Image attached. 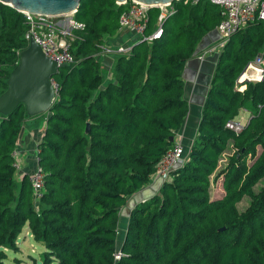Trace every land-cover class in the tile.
<instances>
[{
  "label": "trees",
  "instance_id": "16d2710c",
  "mask_svg": "<svg viewBox=\"0 0 264 264\" xmlns=\"http://www.w3.org/2000/svg\"><path fill=\"white\" fill-rule=\"evenodd\" d=\"M172 7L162 37L132 40L108 72L99 56L107 39L122 34L119 19L128 4L81 0L74 19L84 29L73 33L75 63L62 66L57 98L41 114L46 128L37 156L45 178L38 204L14 153L27 121L40 115L29 116L23 105L0 115V264L6 251H18L26 226L45 248L42 264H264V186L255 191L264 180V83L236 90L247 65L264 54L258 20L220 52L183 165L134 206L119 242L122 210L151 183L189 116L184 69L223 20L222 8L210 0H178ZM160 14L149 11L145 36ZM27 30L25 15L0 3V96L28 47ZM243 110L251 114L246 127L227 129ZM231 143L234 154L219 173ZM213 176L223 177L224 195L215 200ZM245 198L250 204L241 212Z\"/></svg>",
  "mask_w": 264,
  "mask_h": 264
},
{
  "label": "built area",
  "instance_id": "2783aa9c",
  "mask_svg": "<svg viewBox=\"0 0 264 264\" xmlns=\"http://www.w3.org/2000/svg\"><path fill=\"white\" fill-rule=\"evenodd\" d=\"M210 1L222 8L223 20L216 29L220 40L216 46L209 49V53L221 52L232 35L245 29L255 21L258 20L264 22V0ZM129 2L131 3L129 4ZM127 4V10L122 13L119 19L120 33L128 32L136 35V39H143L144 41L147 40L150 42L162 37L163 23L174 12L172 5L158 7L161 14L157 28L152 35L145 36L149 23V11L153 8L133 0H128L122 5ZM23 14L25 15L28 28L25 35L28 42L33 39L41 47L44 54L61 67L75 63V57L71 53L73 35L68 31L69 27L74 30H82L84 29V25L75 20H71L67 25L62 24V18L65 17V19H67L72 16L54 17L43 14ZM130 49L131 48L120 47L118 52H115L113 48L106 44V46L103 47V54H123L127 53ZM52 83L57 93L58 85L55 82V79H52ZM257 83H264V54L261 58L257 56L247 65L236 81V90L244 92L247 85ZM247 123L248 122H244L241 117L238 116L234 120L228 122L226 128L235 133H240L246 127ZM14 158L16 159L15 167L19 172L22 169V166L19 159L18 149L14 153ZM184 161L185 147L179 139H176L174 146L158 163L155 176L152 179L157 178L156 180L165 182L170 178L173 171L183 165ZM28 175L33 189L34 199L38 204L44 195L45 178L44 172L39 166L38 156L36 169ZM117 257L119 258L120 255Z\"/></svg>",
  "mask_w": 264,
  "mask_h": 264
},
{
  "label": "water",
  "instance_id": "95a60500",
  "mask_svg": "<svg viewBox=\"0 0 264 264\" xmlns=\"http://www.w3.org/2000/svg\"><path fill=\"white\" fill-rule=\"evenodd\" d=\"M128 0H116L122 5ZM151 8L172 5L178 0H133ZM21 13L43 14L54 17L73 16L78 12L81 0H0ZM263 53L259 54L261 58ZM55 61L49 59L41 47L31 39L28 47L20 53L19 64L7 81V90L0 96V115L8 116L21 105L29 116L46 114L52 108L57 93L52 79L61 70ZM91 124L87 125L89 134ZM174 142L175 137H170ZM222 228L220 231H224Z\"/></svg>",
  "mask_w": 264,
  "mask_h": 264
},
{
  "label": "crops",
  "instance_id": "0c3cea01",
  "mask_svg": "<svg viewBox=\"0 0 264 264\" xmlns=\"http://www.w3.org/2000/svg\"><path fill=\"white\" fill-rule=\"evenodd\" d=\"M74 16L63 20L62 24L67 25L71 20H75ZM117 38L107 39V45L111 43L109 40L113 41ZM218 42L219 35L217 32H213L206 36L200 43L194 57L187 63L184 69L183 78L185 80V99L189 103L190 111L183 129L182 131L177 133L176 139H179L182 142L185 149L191 148L197 134L201 112L206 100L208 89L211 85L213 75L215 73L216 65L220 54V52L217 54L209 53V49L216 46ZM115 45L118 46L117 41H115ZM99 58L103 62L106 70L110 72L114 63V56L101 54ZM242 112L247 113L251 118V114L248 111L243 110ZM45 128V115L38 116L27 121L18 144L19 159L22 166V169L18 173H20L21 176L32 173V171H30L24 163V156L27 155V153L33 147L38 149V146L43 138ZM156 179L157 178L152 179L151 183L147 187H145L138 194L133 196L134 205L138 204L139 202H144L150 199L152 196H154L160 191L163 182ZM217 192H219L217 196H219L220 198L224 195L222 185ZM132 209L129 210V214L125 213V216L129 217Z\"/></svg>",
  "mask_w": 264,
  "mask_h": 264
},
{
  "label": "rangeland",
  "instance_id": "374dc122",
  "mask_svg": "<svg viewBox=\"0 0 264 264\" xmlns=\"http://www.w3.org/2000/svg\"><path fill=\"white\" fill-rule=\"evenodd\" d=\"M64 19H65V17L62 18V20H64ZM74 31L75 30L73 28L69 27V31H68L69 33H71L73 35ZM135 36L136 35H133L131 33L124 32L117 39H114L115 41H117L118 46H116L117 44L115 45L114 40L113 41L109 40L111 43L108 45H110V47L113 48V50H115V52H118V49L120 47L130 48L132 40H136ZM72 39L74 41V39H75L74 36L72 37ZM217 53H219V52H215L213 54H217ZM112 55L115 56L116 54H112ZM239 116L241 117V119L244 122H248L250 119V116L247 113H244L242 111L239 114ZM234 151H235V148L233 147V143H231L228 150L222 156V159L220 161L219 168H218L219 173L222 170H224V168L226 167V165L228 163L229 158L234 154ZM261 151H262L261 148H259L258 154H260ZM37 152H38V149L33 147L27 153V155L24 156L25 157L24 163L26 164V167H28L29 170L32 172L36 169V166H37V164H36ZM252 163H253V161L250 160L249 164H252ZM218 172L215 175H218L219 174ZM212 179H213V185L211 188V194H212L211 198L213 200H215L216 198L219 197V196H217V194H219V192H217V191L220 189V187L222 185L223 177H220L219 179H215V176H213ZM263 186H264V180L262 182H260L255 187V191L259 192L263 188ZM149 188H151V187H149ZM133 202H134V199L132 197L129 200L128 206H126V208H124L122 210V213H121L122 217H121L120 228H119V231H120L119 232V242L123 240V238L126 234L125 226L127 224L128 218H127V216H125V213L129 214V210L135 206ZM249 204H250L249 198L243 199V201L238 205L239 210L241 212L245 211V209L249 206ZM17 246L19 248L18 251H6L7 252V259L4 261V264H42V254L44 253L45 248L43 245H40L34 241L33 236L31 234L28 226H26L23 229V232L20 235L19 240L17 242Z\"/></svg>",
  "mask_w": 264,
  "mask_h": 264
}]
</instances>
